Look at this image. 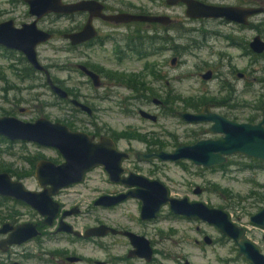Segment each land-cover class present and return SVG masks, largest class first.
I'll return each mask as SVG.
<instances>
[{
	"label": "rangeland",
	"instance_id": "1",
	"mask_svg": "<svg viewBox=\"0 0 264 264\" xmlns=\"http://www.w3.org/2000/svg\"><path fill=\"white\" fill-rule=\"evenodd\" d=\"M126 1L146 14L167 15L171 18L173 23L169 28L154 27L148 30V36L159 31L162 49L151 55L150 52L147 57H139L129 51L119 61L112 42H105L103 46L95 44L91 48H72L61 33L73 29L82 19L78 14L68 16L51 13L48 14V29L55 36L48 41V47L43 45L37 50L40 62L48 64L52 79L61 88L83 95L85 102L95 107L91 117L71 111V104L58 98L49 87L47 89L42 84L43 80L39 76L35 75V78L29 72L28 64L21 62V53H9V50L2 47L0 116L13 115L23 121L46 117L64 124L69 121L74 129L88 133L126 132L145 138L160 135V140L166 145L164 150L173 149L179 143L190 144L197 139L218 136L204 132L208 124L186 123L175 114L179 110L195 111L184 106L185 103L180 101L182 98L195 102L205 98L214 112L238 122H248L251 116H254L253 122L260 119L259 106L263 104L264 108V53L255 55L248 47L255 28L245 27L240 30L218 19L189 18L185 15L184 5L168 6L164 0ZM201 1L229 4L237 0ZM255 2L258 6H264V0ZM9 19L19 27L22 23L32 22L34 16L28 12V4L22 0H0V22ZM251 22L264 37V13ZM107 33L101 32L102 36ZM157 45L153 43V47ZM171 58H176L173 64ZM81 63L90 67L98 66L106 72H121L139 80L145 88L140 89L137 85L136 88H130L108 76L104 79L103 87L94 88L76 69V65ZM206 70L212 72L209 80L200 77V73ZM238 74H243V77ZM163 98L177 101L162 107L155 104V99ZM21 108L24 111L20 112ZM139 109L155 114L157 121L142 118L138 114ZM141 145L138 142L133 147L140 149ZM41 158L52 162L63 160L55 149L19 140L7 141L0 136V172L6 171L16 179L30 170V164L35 165ZM250 160L242 154H235L229 156L225 164L213 168L198 167L187 160L137 166L142 174L163 182L171 196L187 197L190 201H201L208 206L224 209L233 222L245 228V235L264 254V229L251 224L248 219L250 214L264 208V169L251 167L254 163ZM129 165V162L124 163V167L131 169ZM22 181L30 189L38 187L30 176ZM195 187H201L203 191L194 194ZM110 188L107 174L102 169L88 172L83 182L63 191L67 204L65 207L78 204L81 209L79 214L69 216L64 222L79 231L102 223L116 228L131 227L142 232L153 241L157 251L155 264H180L184 260L191 264H250L238 255L234 242L227 237L223 238L214 225L175 215L167 205L161 208L158 217L151 222L140 220V204L133 199L113 209L94 206L96 196ZM62 197L59 196L58 200H63ZM11 218L16 220L15 223H36L41 220V216L30 207L0 197V224L13 220ZM45 226L43 224V228ZM50 230L51 226H48V236L43 229V235L35 240L14 245L5 253L0 250V263L93 264L92 260H106L112 254L115 256L112 264H129L123 260L126 248L131 246H125L124 239L78 240L64 234H50ZM203 235L209 236L213 242L205 244ZM107 244L113 247L108 248ZM69 256H80L83 260L70 263L67 261ZM130 263L140 264V261Z\"/></svg>",
	"mask_w": 264,
	"mask_h": 264
},
{
	"label": "water",
	"instance_id": "2",
	"mask_svg": "<svg viewBox=\"0 0 264 264\" xmlns=\"http://www.w3.org/2000/svg\"><path fill=\"white\" fill-rule=\"evenodd\" d=\"M28 4V12L32 16L40 18L46 13L61 15L72 14L80 11H88L89 18L79 31H70L63 34V38L70 45H78L96 36V30L92 25V17H101L104 20L115 23L140 21L147 23H160L168 25L171 18L158 14H134L116 13L105 14L103 5L97 0H76L64 2L63 0H24ZM168 6L179 3L185 6V15L189 18H213L238 22L246 25L248 18L262 12L263 7H240L234 5L209 4L201 0H164ZM51 32L46 33L36 27V20L23 23L16 27L13 20L0 22V46L9 50H15L23 54L27 62L38 70L46 73L50 90L60 99L68 97L66 90L54 83L49 70L38 61L36 46L50 41ZM250 49L257 54L264 52V40L255 35L249 42ZM175 58L171 59V63ZM76 68L81 70L93 81L94 86L99 85L98 75L82 64ZM212 72L205 71L201 77L210 79ZM72 104L82 110L91 113L90 107L76 99ZM157 102V101H156ZM211 105L206 104L200 111L190 112L179 110L175 114L186 123L194 124L210 122L211 126L206 132L219 134L217 138H204L194 143H179L170 152L159 150L153 153H137L139 160L158 159L160 161L179 162L187 160L195 166L213 168L226 163L231 155L242 154L248 158H256L264 162V109L261 118L256 123L238 122L224 115L212 112ZM139 115L151 121H156V116L140 109ZM0 136L9 141L33 142L39 146L52 147L63 157V162L56 164L51 160L41 158L35 164V178L41 191L28 190L17 180L12 179L8 172H0V196L22 201L37 213L44 217L43 224L52 225L59 211V205L52 196L70 184L81 182L86 172L96 166H103L110 181H121L127 186H138V189L130 190L117 196L103 195L94 201V205L111 207L128 197L138 198L141 202L140 216L142 219L155 218L161 207L167 205L170 212L187 218L198 219L214 225L221 235L231 239L237 247L238 255L242 256L250 264H264V254L260 247L245 236V228L230 219V215L224 209L214 208L201 201H190L187 197L177 198L169 195L167 187L157 179H149L143 175L130 173L127 178H120L123 172L122 161L127 158V153L116 149L114 143L108 137L102 136L99 141H93V137L83 131H72L60 122H53L46 117H38L33 121H23L13 115L0 116ZM48 184V191L46 185ZM200 187L194 189L198 194ZM70 212H64L62 219ZM59 221L57 231H65L76 236L80 232L74 230L71 225L63 220ZM253 225L264 229V208L252 213L248 217ZM107 232L117 233L112 227L105 224L90 227L83 233L84 237L101 236ZM121 231H119L120 233ZM127 235L135 247L130 250L128 256L137 255L147 260L152 257V249L149 241L144 236H138L131 232H121ZM39 234L37 225L32 222H23L13 225L4 222L0 225V250L5 252L10 246L21 244L36 237ZM206 244L211 243L209 236L204 237ZM69 261L78 258L69 257ZM20 264V263H17ZM182 264H191L188 260Z\"/></svg>",
	"mask_w": 264,
	"mask_h": 264
},
{
	"label": "flooded vegetation",
	"instance_id": "3",
	"mask_svg": "<svg viewBox=\"0 0 264 264\" xmlns=\"http://www.w3.org/2000/svg\"><path fill=\"white\" fill-rule=\"evenodd\" d=\"M22 1H24V0H22ZM97 1L100 2L103 5V12L105 14H116V13L146 14L143 10H140L139 8L137 10L136 8H134V6H132L131 3L128 2V1H126V0H124V1H121V0H117V1L116 0H97ZM206 3H209V2H206ZM181 4L182 3H179L177 5H181ZM209 4L234 5V6L252 7V8L253 7H263L264 8V6H258V4L255 2V0H237L235 3H229V4H222V3L221 4H219V3H209ZM177 5H175V6H177ZM182 5H184V4H182ZM134 9H136V10H134ZM261 13H264V10L262 12H259L257 14L252 15L251 17H249L248 18V23L246 25L241 24V23H238V22L226 21L224 19H218V20H220L223 23H227L229 25H233L237 29H240V30L244 29L245 27L255 28L254 29L255 30L254 36L255 35L261 36V33L256 30V25H254L253 22H251V20L253 18L257 17ZM76 14H78L80 16V19H82L81 20L82 22H80V24H78L77 26H75L71 30H65V31H63V33H61L62 34V37H63V34L65 32L79 31V30H81L83 28V26L86 24V22L88 21V18H89V15H90L88 11H80V12H76V13L69 14L68 16H74ZM209 19H213V18H207L206 20H209ZM33 20H36V27L38 29H40L42 31H45L46 33L51 32L53 34L52 39L54 38L55 35H54L53 31L48 29V13H46L43 16H41L40 18H37L36 16H34V19ZM215 20H217V19H215ZM172 23H173L172 21L168 25H163V24H160V23H147V22H140V21H130V22L115 23V22H112V21L104 20L101 17H95L94 16V17H92V25L94 26V28L96 30V33H97L94 38H92V39H90L88 41H85V42H83L81 44L74 45V46L73 45H70V43L67 40H65L64 38L63 39L66 42H68L69 46H72V47H82V48H91L95 44H100V45L103 46L105 44V42H112L113 43V47H114L113 50H114L117 58L120 61V60H122L123 58H125L127 56V53L129 51L134 52L139 57H147L149 55V53H150V52H148V48L150 47L149 46V43H148L149 42V40H148V37H149L148 36V30L150 28H154V27H158L160 29L161 28L164 29V28H167V27L169 28V26ZM102 27H105V29H103ZM103 31H108V33L105 34V36H102L101 32H103ZM158 32H157L158 45L156 46V48H157L156 50H159V49H162L163 48V46H160V44H159V42H160V40H162V38H160V36L158 35ZM253 37L251 38V40L253 39ZM261 38L264 40V37L261 36ZM249 42H248V47H249ZM43 45H46L48 47V41L43 42V43H40V44H38L36 46V54H37V58H38V61L39 62H40V60H39V53H38L37 50L39 48H41ZM0 47L4 48L3 46H0ZM176 47L177 46L173 47V49H175ZM4 49H6V48H4ZM249 49H250V47H249ZM7 50H9V49H7ZM156 50H153L150 53V55L154 51H156ZM12 51H15V50H12ZM251 52H253V51L251 50ZM254 54L255 55H261L262 53L261 54L254 53ZM22 56H23V54H22ZM170 62H171V60H170ZM26 63L28 64L27 68L29 69V72L33 73V76L35 78H37V76H39V78H41L43 80L42 81V84L48 89L49 86H48V82H47V77H46L45 71H43V70L41 71V70H38V69L34 68L32 65H30L27 62V60H26ZM81 64L84 65V66H86L88 69H90L91 71L95 72L98 75L99 85L98 86H94L93 81L91 80V78H89L81 70H79V69L76 68L87 79V83L88 84H91L94 88L103 87V85H104V79L105 78H108V77H110L111 79H114V80H116L118 82H122L120 84H124L125 86H128L130 88H132V87L136 88V85L140 89H144L145 88V86H144L143 83H139V80L134 79V78H131L129 76H125L121 72L120 73L119 72H116V71L106 72L107 70H104V69H102V68H100L98 66L90 67V66H87L86 64H83V63H81ZM42 65L48 71V64L46 63V64H42ZM202 74L203 73H200V77H201ZM35 75H37V76H35ZM155 76L157 78L160 77L157 72H155ZM238 76L239 77H243V74H238ZM54 83L57 84L56 82H54ZM67 93H68V97L65 98V99H62V100H64L65 103H67L69 105L70 104L72 105L71 111H74V112H77V113H81V114H87L89 117L92 116V114L95 112V107L87 104L85 102L86 99H85V97L83 95H80V94H77V93H73V92L71 93L69 91H67ZM72 99H76L79 102H81L82 104H85L88 107H90L91 113H88L87 111L82 110L80 107L74 106L72 104V102H71ZM134 99H136V98H133V100ZM199 100L202 101V104L201 105H203V106H205L206 104H209V103H206L207 99H205V98L204 99L200 98ZM175 101H177V100H175L173 98L172 99H169V100L168 99H165V98H163L162 100L161 99H155L154 100L155 104H157V105H159L161 107L162 106H165L166 104L167 105H171ZM209 105H211V104H209ZM202 107L201 108L198 107V109H194L195 110L194 112L200 111L202 109ZM210 109H211L212 112H214L212 110V105H211ZM263 109L264 108H261V112H262ZM139 110H138V114H139ZM22 111H24V109L21 108L20 109V112H22ZM176 112L177 111H175V113ZM260 118H261V115H260ZM144 119H146V118H144ZM156 121H157V116H156ZM248 122L256 123V122H253V121H248ZM67 123L68 124H64V123H62V124L66 125L72 131H81V130L74 129L73 128V125H72V122L67 121ZM200 123L208 124L209 125L208 127L211 126V123L210 122H200ZM200 123H194V124L195 125H200ZM208 127H206L204 129V132H206V129ZM86 133L89 136H92L93 137V141H95V142L99 141L102 136L108 137L109 139L112 140V142L114 143V145H115V147H116L117 150L127 153V155H128L127 158L124 159L122 161V163H121V165L123 167V172L120 174V178H127V177H129V174L130 173H135V174H138V175H143V176H145V177H147L149 179H153V178H150V177L142 174L141 173V169L137 165H139V164H148V165H151V164H155V163H158V162L164 163V162H171V161H160L158 159L145 160V161L144 160H139L138 157H137V153H139V152H142V153H153V152H156V151H159V150H163V151L170 152V151L174 150L176 148V146H177V144H176L173 149L164 150V147L166 145H165V143H164L163 140H160L162 138V136H160V135H153V136H151V138H145V137L140 136V135L135 137V135H129L126 132H121V133H116V132H107V133H105L104 132L103 133V132H100V131H94V132H90V133L86 132ZM206 133H208V132H206ZM217 135H218L217 137H219V134H217ZM217 137H213V138H217ZM134 138H137V140H135ZM132 139H134V140H132ZM201 139H204V138H201ZM197 140H200V139H197ZM197 140H195L194 142H196ZM22 142H24V141H22ZM138 142L140 144H142L140 149H136V148L133 147V144L134 143H138ZM26 143H33V142H26ZM122 143L125 144V145H123L124 147L121 145ZM34 144H36V143H34ZM46 148L48 149V148H52V147H46ZM52 149H54V148H52ZM44 159L48 160L47 158H44ZM250 159H251L250 160L251 162H253L252 160H254V162H253L254 165L251 166V167H255L256 166L258 169H264V162L263 161H261L259 159H256V158H250ZM63 160L60 161V162H54V163L59 164V163L63 162ZM125 162H129V164H130L129 166H131V169H129L127 167H124V163ZM97 168L102 169L106 173V171L104 170V167L103 166H96V167H94L93 169H91L88 172H91V171H93L94 169H97ZM34 171H35V165L34 164H30V170L28 172L25 171L21 176H18V178L15 179L10 174L9 175L12 177V179L17 180V181H20L24 185V187L26 189L33 190V191H41L42 190V187H40L38 184H37L38 185L37 188L30 189L22 181L23 178H27L29 176L36 181L35 172ZM1 172H6V171H1ZM88 172H86V174H88ZM86 174L84 175V178H85ZM107 178H108V174H107ZM83 180L81 182H83ZM108 181H109L110 186H111L110 190L107 191V192L99 193L96 196V198L94 199V201L97 198H99L100 196H103V195L117 196V195H120V194H123V193H127L130 190L138 189V186H127L124 183H122L121 181L113 182V181H110L109 178H108ZM81 182L73 183V184H70V185L62 188V189H59L57 191V193L52 196V199L55 202H57L58 205H59V211H58V213H57V215H56V217L54 219V223L52 225L44 224L46 226H45V228H43V219H44V217L41 216V218H40L41 220L39 222L37 221L35 223L37 225L38 230H39V234L36 237H34V238L30 239V240H27V241H25L23 243H26V242L31 241V240H35V239L39 238L40 236H42L43 235V229L46 230L45 235L48 236V226H51L50 234H53V235H55V234H60V235L64 234L66 236H70V237L76 238L78 240H84V239H86V240H93V241H95V240L104 239V238H112L114 241H117V239H124L125 241L123 242V244L125 246H127V247H128V245H130L131 248H126V255H125V259L123 258L124 259L123 261L128 262L129 264H133V263H130L131 261H140V264H155V255H156L157 251H156V249L154 247L153 241L150 238H148L144 233L139 232V231H136V230H134L131 227H117L116 228V227L110 226V227H112L114 230H116L118 232L117 233L107 232L106 234L101 235V236H88V237H84L83 236L84 231L86 229H88V228L82 229L81 231L77 230V231L80 232V235L79 236H76V235H74L72 233L65 232V231H57V227L59 225V221L62 219V216H63V213L64 212H66V213L67 212H70V213L66 214V216L62 219L63 221L65 219L67 220V218H69V216L71 217L72 215H76V214H79L81 212V209L79 208L78 204H74L73 206L66 208L65 206L67 204H66V201L64 200L65 196L63 194V191H65V190H67L69 188H72V187L78 185ZM36 183H37V181H36ZM45 187H46V189L48 191V184ZM194 189H193V193H194ZM201 190L203 191L202 188H201ZM168 192H169V190H168ZM200 193H198V194H200ZM62 195H63V197H62L63 200L59 201L58 198H59V196L61 197ZM169 195H170V192H169ZM0 197L1 198H4V199H9L11 201H14V202H16L17 204H19L21 206L22 205L28 206L25 203H23L22 201L15 200L13 198L2 197V196H0ZM171 197H174V196H171ZM177 198H182V197H177ZM132 199L135 200V201H137L138 204H140V210H141V202H140V200L138 198H135V197H128V198L124 199L123 201H121L120 203H118L116 205H113L111 207H103V206H100V205H94V201H93V205L94 206H97V207H100V208L113 209V208L118 207L121 204H124V203H126V202H128V201H130ZM28 207H30V206H28ZM32 210H34V209H32ZM160 210H159V212H160ZM159 212L157 213V215H156L155 218H152V219H142L141 216H140V211H139V218L143 222H151V221L155 220L158 217ZM178 216H181V215H178ZM11 219H13V218H11ZM5 222H9V223H11L13 225L20 224V223H15L16 220H14V219L11 220V221H5ZM2 223H4V222H2ZM65 223H67V222H65ZM101 224H98V225H101ZM119 231H121V232L127 231V232L134 233V234H136L138 236H144L149 241L150 247L152 249V257H151V259L147 260L145 257H138L137 255L128 256L129 251L130 250H134L135 247L132 245L129 237L127 235H125L124 233H121V232L119 233ZM6 236L7 235H3L1 238H5ZM205 236H207V235H203V241H204V237ZM222 237L224 238L225 236L222 235ZM263 239H264V235H263ZM212 242H213V240L211 239V243ZM23 243H21V244H23ZM21 244H17V245H21ZM99 245L101 247H104V245H102L101 243ZM13 246L14 245L10 246L5 252H7ZM107 247L108 248H112L113 246H112V244H107ZM69 257H74V256H69ZM69 257H67V261H69L68 260ZM75 257L78 258V260H76V261H69V262L70 263H80V262H82V260H83L82 257H80V256H75ZM113 257H115V256H112V254H110V255H108V257H107L106 260H92V263L93 264H112L113 259H114ZM185 261L186 260H184L183 262H185ZM182 263H180V264H182Z\"/></svg>",
	"mask_w": 264,
	"mask_h": 264
},
{
	"label": "trees",
	"instance_id": "4",
	"mask_svg": "<svg viewBox=\"0 0 264 264\" xmlns=\"http://www.w3.org/2000/svg\"><path fill=\"white\" fill-rule=\"evenodd\" d=\"M148 40H149V44H150V47H149V52H152L153 50H156L157 48L154 46L153 47V43L155 44V45H157L158 44V38H157V31H154L153 32V35H149V37H148ZM72 47V46H71ZM73 48V47H72ZM7 50V49H6ZM9 53H13V51H11V50H9L8 51ZM20 59H21V62H24V64H25V62H26V59L20 54ZM26 66H28V65H26ZM28 74V73H27ZM26 74V75H27ZM29 75V74H28ZM55 82V81H54ZM180 101H182V102H184L185 103V105L184 106H188V108L190 107V108H192V109H198V107L202 104V101H198V102H195L194 100H190V101H186L185 99H180ZM171 103V102H170ZM263 107V104L262 105H260L259 106V109L260 108H262ZM254 120V116H251V117H249L248 119H247V121H253ZM253 162H254V160H252ZM0 221H1V219H0ZM0 264H2V263H0Z\"/></svg>",
	"mask_w": 264,
	"mask_h": 264
}]
</instances>
